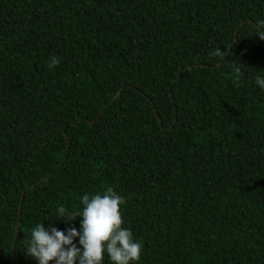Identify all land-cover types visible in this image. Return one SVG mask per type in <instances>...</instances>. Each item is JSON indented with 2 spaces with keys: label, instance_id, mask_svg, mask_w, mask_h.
<instances>
[{
  "label": "trees",
  "instance_id": "16d2710c",
  "mask_svg": "<svg viewBox=\"0 0 264 264\" xmlns=\"http://www.w3.org/2000/svg\"><path fill=\"white\" fill-rule=\"evenodd\" d=\"M262 19L264 0H0V264H35L30 229H79L55 209L107 187L133 264H264Z\"/></svg>",
  "mask_w": 264,
  "mask_h": 264
},
{
  "label": "clouds",
  "instance_id": "9594fccd",
  "mask_svg": "<svg viewBox=\"0 0 264 264\" xmlns=\"http://www.w3.org/2000/svg\"><path fill=\"white\" fill-rule=\"evenodd\" d=\"M256 32L257 37L264 40V19L257 21ZM210 54L224 56L219 48ZM58 63L56 56H50L47 66L51 70ZM254 80L264 91V72L257 73ZM80 201L82 210L70 211L61 204L54 213V219L62 223L79 217V229L70 226L60 230L38 222L24 241L25 255L32 257L35 264H104L105 257L110 264H133L141 258L142 241L134 239L130 228L121 227L122 195L107 187L103 193H83Z\"/></svg>",
  "mask_w": 264,
  "mask_h": 264
}]
</instances>
